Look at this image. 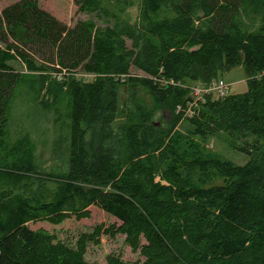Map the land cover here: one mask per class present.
<instances>
[{"label":"trees","instance_id":"1","mask_svg":"<svg viewBox=\"0 0 264 264\" xmlns=\"http://www.w3.org/2000/svg\"><path fill=\"white\" fill-rule=\"evenodd\" d=\"M73 2L102 26L68 28L37 0L0 14V264H86L84 248L55 245L27 224L66 210L88 218L91 205L121 223L134 250L144 239L142 264H264V0ZM52 67L73 78L51 93L67 135L53 149L64 162L47 172L28 137L11 141L8 127L18 96L36 94ZM237 67L245 93L177 113L186 87ZM214 138L246 164L210 149Z\"/></svg>","mask_w":264,"mask_h":264},{"label":"rangeland","instance_id":"2","mask_svg":"<svg viewBox=\"0 0 264 264\" xmlns=\"http://www.w3.org/2000/svg\"><path fill=\"white\" fill-rule=\"evenodd\" d=\"M21 0H0V14L7 7L20 2ZM38 7L56 18L59 22L73 28L78 22L93 20L97 21L95 15L79 12L73 0H37ZM132 19L136 16V11L129 12ZM11 67L16 73H26L25 68L19 62H11ZM45 73L38 86L37 93H22L15 101L8 127V138L17 141L28 137L35 148V162L42 166L45 171L50 172L55 167H60L64 162L65 152L62 156H54L53 149L58 134L62 137L67 135L66 117L62 116L65 122L61 125L56 122L58 117L56 112V101L53 92L54 85L71 80L73 77L61 79L55 72V67L50 68ZM132 76L142 74L134 69ZM76 75H82V71H76ZM222 80L230 85V95H240L247 91L246 76L242 67H237L228 73H224ZM94 82L92 79L86 83ZM141 101L147 107L151 106V100L144 93L139 94ZM66 103V99L61 96ZM121 100L128 99V92L125 88L120 91ZM62 123V122H61ZM182 121L178 130L184 134ZM61 126V130H60ZM186 126V125H185ZM210 149L220 156L228 159L237 165H244L247 157L231 150L228 145L220 139H211ZM111 187H106L108 192ZM84 211L89 213V217H79L72 210H66L56 217L43 215L39 220L27 224V227L40 235L51 238L53 244H62L72 251L84 248L83 261L86 264H142L145 261L142 248L146 245L143 238L139 239L140 246L134 250L127 241L126 235L120 233L121 223L111 215L105 213L100 208L91 205Z\"/></svg>","mask_w":264,"mask_h":264},{"label":"built area","instance_id":"3","mask_svg":"<svg viewBox=\"0 0 264 264\" xmlns=\"http://www.w3.org/2000/svg\"><path fill=\"white\" fill-rule=\"evenodd\" d=\"M80 78L95 79V75L91 74H82ZM122 81L125 76L118 77ZM170 84H173L170 82ZM188 90L189 101L186 104V107H178L177 113H182L184 117H191L194 115L197 107L204 103L208 98L212 100H218L227 97L230 94V85L225 83L222 78L212 81L208 85H194L186 87Z\"/></svg>","mask_w":264,"mask_h":264}]
</instances>
